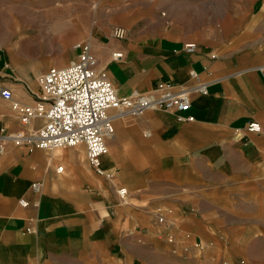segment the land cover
Returning a JSON list of instances; mask_svg holds the SVG:
<instances>
[{"label":"crops","instance_id":"1","mask_svg":"<svg viewBox=\"0 0 264 264\" xmlns=\"http://www.w3.org/2000/svg\"><path fill=\"white\" fill-rule=\"evenodd\" d=\"M17 17L30 25L29 55L0 40V92L10 89L16 101L35 102L39 75L73 60L75 40L90 41L118 96L196 79L207 93H191L183 111L116 117L103 174L83 144L7 143L0 263L236 264L239 249L264 240V0H0V24ZM116 25L124 38L111 35ZM63 31L65 45L44 49L43 32L56 40ZM252 120L259 132L246 130ZM42 122L23 125L0 94V132Z\"/></svg>","mask_w":264,"mask_h":264},{"label":"built area","instance_id":"2","mask_svg":"<svg viewBox=\"0 0 264 264\" xmlns=\"http://www.w3.org/2000/svg\"><path fill=\"white\" fill-rule=\"evenodd\" d=\"M111 35L122 39L126 29L116 25ZM76 46L77 55L68 64L50 66L39 75L37 82L40 91L34 103L16 101L10 89H1V96L11 101V107L18 112L23 125H29L37 118L43 122L39 127H30L28 130L1 131L0 152L7 143L29 144L48 151L83 144L88 163L103 174L105 171L101 166V157L107 152V139L114 134L113 121L116 117L139 115L146 109L183 111L190 106L191 93H207L206 83L196 79L188 88H176L168 82H158L147 93L134 92L118 96L106 71L97 68V59L92 53L90 41ZM196 48L197 44L193 41L184 43L187 52H193ZM121 57L120 51L111 53L112 59L119 60ZM259 69L264 71V65ZM246 130L259 132L261 126L252 120ZM57 170H62V167L58 166ZM31 186L35 191L40 189L39 182H33ZM125 192V188L118 190L121 197ZM19 203L25 205L26 201L20 199Z\"/></svg>","mask_w":264,"mask_h":264},{"label":"rangeland","instance_id":"3","mask_svg":"<svg viewBox=\"0 0 264 264\" xmlns=\"http://www.w3.org/2000/svg\"><path fill=\"white\" fill-rule=\"evenodd\" d=\"M26 4L27 5L29 4V0H22V5L24 6ZM15 19L17 20V23H5L3 25L0 24V40H2L1 42L12 44V46L14 47L13 52L17 57L20 56V53H27L29 55L30 47H29V41L27 39L28 38L27 36L29 35V32H30V25L22 22L23 21L22 17H17ZM37 26L42 27L44 29V27H46V24L44 25L38 24ZM233 27H234L233 24L229 26V29H228L230 32L229 34H232V35L236 34L237 28L235 27L234 29ZM44 32L42 33L44 37L42 46L44 47V49H46L48 45L57 46V48H60L61 47L60 45L63 46L68 42L65 39L66 38L65 31L61 32L60 34L61 38L58 37L56 40L46 38V34H44ZM84 41H87V40H75L73 44L82 43ZM20 59L21 61L24 60V59L22 60V58ZM26 61H28L27 62L28 65L29 63L31 64L34 63L31 60L29 61L28 57ZM39 73L40 72H38V74ZM237 252L238 253H236L235 256L233 257H238L242 259L240 260V262H238V264H241V262L243 264H264V240L251 242L249 246L245 248H241Z\"/></svg>","mask_w":264,"mask_h":264}]
</instances>
